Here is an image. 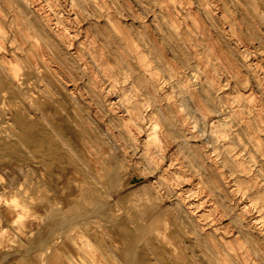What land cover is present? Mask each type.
<instances>
[{"label": "rangeland", "instance_id": "374dc122", "mask_svg": "<svg viewBox=\"0 0 264 264\" xmlns=\"http://www.w3.org/2000/svg\"><path fill=\"white\" fill-rule=\"evenodd\" d=\"M96 1L102 7L105 15L98 16L95 9L90 6L83 9L79 8L76 0H0V13L2 14L0 26L3 28V34L0 36V56L5 60L7 59L8 63L17 59L22 62L24 68L26 66L27 68L34 67L40 76H45L40 77L41 81L39 80L37 83L31 80L28 93L34 96V108L47 121L42 126L37 122L30 129L33 128L35 134L42 138L45 136L48 141H46L45 150V147L22 137L19 125H3L16 140H8L9 145L8 141H0V169H2L0 170L2 171L0 172V175L2 173L0 190L3 188L0 191V207L10 208L14 215V218L6 224L0 219V236L2 237L0 248H16L23 254L40 253L39 264H75L77 260L78 264H114L116 261V264H208L202 259L209 251L206 237L209 233L215 235L211 228L214 224L221 223L220 225L227 227L228 230L225 233L219 231V236L227 235L231 236L232 239L238 237L244 243V250L251 249L247 264H264V230L263 233H260V229H264L263 215H261L259 207L253 204L254 201L250 195L254 192L252 182L243 180L237 183L235 181L236 174L227 173L231 185L225 187L224 192L220 189H213L210 182L211 175L196 165L197 159L193 153L190 150L185 153H177L174 160L175 164L171 165L170 171L172 172L177 167L176 164L183 166L181 168L182 177L175 186L177 192L183 195L184 208L190 210L187 217H178L174 203L176 195L166 185L162 184L165 179L161 178L162 176L157 170L145 166L141 149L125 144L126 127L121 119L114 116L116 113L127 114L125 103L142 100L147 113L144 127H148L154 109V105L145 101L148 94L144 91L145 87L141 79V75L148 78L151 73L140 71L138 61L135 58H133V72L129 75V79L123 81L120 78L123 74L118 62V55L120 50H127L126 41L123 38L124 34H127L137 45V49L150 59V68H156L158 74L165 79L166 93L170 95L162 100L163 104L167 105L168 101L180 102L187 95L186 92L180 91L178 79L189 78L190 82H195V80L200 81L199 79L202 78L206 81V77L209 75L207 74L208 70L213 64L218 71L212 75L226 84L223 88L227 95L230 97L236 94L247 96L252 92V96L255 97L254 100L264 107V0H209L207 4H203L201 0H184L185 3L174 0L173 2L169 0ZM168 2L176 5V12L181 18V25L178 30L187 34L183 38L178 37L176 29L167 23L168 17L165 16L166 11L163 6ZM186 6L195 13L197 12L196 15L203 29H199L191 18L186 17L184 13ZM207 10H211V12L209 13ZM43 14L51 17L53 26L61 29L67 35L68 46L66 45L67 47L65 46L62 50L64 58L58 53L57 47L51 45L48 48L51 56L50 62H46L44 58L34 52L35 37L31 36L30 39L24 40L18 31L15 23V18L18 15L23 17L31 28L35 23L46 26L42 17ZM30 32L35 33V30L31 28ZM210 46L213 47V51H210L209 56H207L205 49H209ZM68 48H71L72 51ZM245 51L247 53L246 59L252 64L251 69L241 67L240 73L229 70L226 62L232 59L240 60V53ZM95 52L99 59L108 61L110 67L116 72L117 78L97 70L93 57ZM33 61L37 64H34ZM56 74H64L65 81L63 82ZM92 75H96L104 85L106 95L100 96L95 91L90 83ZM112 80H117L115 86H111ZM135 81L137 85H135ZM38 88L44 90L46 95H41L37 91ZM199 88L201 89V85ZM125 93L127 97H125ZM6 98L9 99L8 94ZM235 102L237 103V101ZM246 103L249 102L246 101ZM104 119L105 126L103 124ZM237 123L234 126L240 132L237 147L244 146L248 152L254 146L253 142L250 140L246 128ZM4 124L6 125V123ZM95 135L98 136L95 137ZM170 140L168 138V141ZM14 143H16L15 146ZM20 145L21 148H18ZM173 146L170 152L177 148L175 144ZM117 149L119 150L117 151ZM255 154L256 150L254 153L252 152V155ZM23 156L28 157L21 159ZM256 157L257 160L260 159L259 154ZM119 160H121V164ZM190 160L194 161L195 165H192ZM247 165H249L248 162ZM68 166L72 168H68ZM18 170L20 171L18 172ZM10 171L13 173L9 174ZM254 173L257 182L260 181L264 185V160L261 169L258 170L259 175L256 174L257 171ZM171 175L174 173L172 172ZM255 175L253 174V177ZM145 181L147 182L146 185ZM26 182H28V186ZM32 184L36 186L32 187ZM4 185L5 187H3ZM48 188H52V190ZM17 189L21 191L19 192L20 195L23 193L22 197L25 198L17 195L19 194ZM44 189L45 192H43ZM117 190H120L119 193L116 192ZM8 192L10 194H6ZM137 193L139 194L137 195ZM29 194H32L31 197ZM147 195L150 199L146 197ZM15 199L17 200L16 203L13 202ZM23 199L35 204L25 203ZM22 204H24L23 216L20 209ZM36 204L38 209L34 207ZM112 206L115 207V210ZM239 209L246 210L247 222L251 218L255 219L256 228L253 231L243 233L239 231V224L233 220L238 217ZM43 213L45 214L42 215ZM112 214L114 217H111ZM229 217L230 219H228ZM45 220L47 225L43 223ZM245 226L248 227L247 223ZM2 227H5L6 230H3ZM80 230L89 238L91 237L90 239L94 241L96 246H86L80 237L77 238V232ZM27 231H30L29 234ZM20 233H24L22 234L23 237ZM73 247L74 249H72ZM148 255L151 256L152 260Z\"/></svg>", "mask_w": 264, "mask_h": 264}, {"label": "bare ground", "instance_id": "6f19581e", "mask_svg": "<svg viewBox=\"0 0 264 264\" xmlns=\"http://www.w3.org/2000/svg\"><path fill=\"white\" fill-rule=\"evenodd\" d=\"M173 2V0H169ZM179 1L181 3H185L184 0H174ZM203 4L209 3V0H201ZM22 3V2H21ZM76 4L79 8H87L92 7L98 13V16L105 15L102 11V7L99 6V3L96 0H76ZM20 5V4H19ZM13 8L14 5H13ZM166 13L165 16L168 17L167 23L172 26V28L176 29V34L178 37L183 38L186 33H181L178 28L181 25V18L178 16L176 12V5L168 2L165 6H163ZM209 13L211 10H207ZM18 12V11H17ZM184 13L186 17L192 19L194 24L199 28L203 29L198 16L195 11L188 6L185 7ZM18 14V13H17ZM0 16L2 14L0 13ZM13 17V15H12ZM15 17V16H14ZM43 20L45 22V27L40 26L38 24H33L31 28L35 30L34 32H30V26H28L25 19L21 16H17L15 18V23L17 24L18 31L20 32L22 38L24 40L30 39L31 36L35 37L34 44V52L39 55L41 58H44L46 62H50V54L48 48L53 45L57 47L58 53L63 57L62 50L65 46H68L67 43V35L61 29L55 28L52 23V18L47 15H42ZM88 20V19H87ZM91 20V19H90ZM6 21V20H5ZM6 25V24H5ZM203 31V30H202ZM3 28L0 26V36H2ZM14 32V31H13ZM82 38V37H81ZM123 38L126 41L127 50H120L118 55V62L120 63L121 73L120 76L123 81L129 79V75L133 72V58L138 61V65L140 67V71L146 73L150 72V77H146L141 75V79L144 85V91L148 94V97L145 99L148 104L154 105V109L152 112V116L150 117V124L148 127H144L147 113L144 109L143 101H131L129 103H125V109L127 111L126 115L115 114L114 116L121 119L126 127L125 132V144L129 146L139 147L142 151L141 155L144 160V164L147 168L152 170H157L161 178H164L165 181L162 184L166 185L169 190L173 192L176 197L175 205H176V215L178 217H187L190 213V210L184 208V198L183 195L177 192L176 186L180 178L182 177V171L180 164H176V168L173 169L174 175H171L170 171L171 165L175 164V156L180 152H187L190 150L194 157L197 159L196 165L199 166L202 170L208 172L211 175V184L213 185V189L224 190L225 187H228L230 183V178L226 174H236L235 181L240 183L243 180H247L252 182V188L254 190L250 195L252 196L253 204L259 207V211L261 215H263V224H264V185L257 182L256 174L259 175L258 170L261 169L264 160V107L254 100L255 97L252 96V92L249 95H234L230 97L225 93V89L223 88L226 84L222 83L219 79L216 78L215 74L218 69L211 64L209 68V72L207 74V80L204 81L200 78V81L190 82L189 78H180L179 89L182 92H186V96L180 102H171L168 101L167 105L163 104L162 100L167 98L170 94L166 93V82L165 79L162 78L156 68H150L151 61L144 55L140 50L137 49V45L133 43V41L128 37L127 34H124ZM19 39V37H18ZM19 42V41H18ZM30 46V45H29ZM66 46V47H67ZM26 47V44H25ZM75 48V47H74ZM26 49V48H25ZM28 49V48H27ZM68 50L72 51L71 48ZM210 51H213V47H209V49H205V54L209 56ZM27 52V51H25ZM2 54V53H1ZM21 54V53H20ZM35 54V55H36ZM73 54V53H71ZM170 54V53H169ZM240 60H229L226 62L228 69L234 73H240L241 67H248L251 69L252 64L249 63L246 51L244 53H240ZM17 55V54H15ZM19 55V54H18ZM17 55V56H18ZM36 57V56H35ZM97 65V70L100 72L104 71L107 74H111V77H116V72L110 67L109 63L105 59H99L95 55L93 56ZM224 57V55H223ZM5 58V57H4ZM19 58H21L19 56ZM18 58V59H19ZM64 58V57H63ZM13 59V58H12ZM24 59V58H23ZM7 60V59H6ZM0 56V141H8V140H16L14 137L8 133L4 126H8L10 124H17L21 127V136L28 138L35 143H37L41 147H45L47 145V140L45 136L42 138L35 134L34 129H30L34 124L39 122L42 124H46L44 116L34 108L35 100L34 96L29 91V83L31 80L33 82H38L40 77H45L44 75L40 76L38 74L36 68L28 67L24 68L22 62L17 59H14L8 63ZM25 60V59H24ZM34 60V58H33ZM26 61V60H25ZM35 64L36 62L33 61ZM27 62L25 63V65ZM37 64V63H36ZM206 64V63H205ZM201 65V64H200ZM42 67V66H41ZM38 68V67H37ZM43 72V71H42ZM41 73V72H40ZM140 73V72H139ZM137 74V73H136ZM61 80L65 81L64 74H56ZM196 77V76H195ZM48 78V77H47ZM193 78V77H192ZM86 80V79H85ZM41 81V80H40ZM90 83L94 87L95 91L99 93L100 96L106 95L104 92V85L99 81L96 75H92L90 78ZM117 80H112L111 86H115ZM137 85V82H134ZM199 83V84H198ZM73 84V83H72ZM81 84V83H79ZM78 84V85H79ZM77 85V88H79ZM201 85V89L199 86ZM39 86V85H38ZM42 87V86H41ZM250 87V86H249ZM55 88V87H54ZM242 89V88H241ZM41 95H46L44 90H37ZM249 91V90H248ZM257 91V90H256ZM77 92V91H76ZM227 92V91H226ZM235 92V91H234ZM247 92V91H246ZM73 93V92H71ZM248 93V92H247ZM7 94L9 95V99L7 100ZM78 94V92H77ZM52 95V94H51ZM76 95V94H75ZM127 97L126 93L124 94ZM49 96V95H48ZM22 97V98H20ZM55 97V96H54ZM80 97V96H78ZM43 98V97H42ZM63 98V97H62ZM38 99V98H37ZM53 99V98H52ZM61 99V98H60ZM64 99V98H63ZM110 99V98H109ZM84 100V99H83ZM108 100V99H107ZM60 101V100H59ZM82 101V100H81ZM237 101V103L235 102ZM244 101V102H242ZM248 101L249 103H246ZM27 103V104H26ZM80 103V102H79ZM86 103V102H85ZM27 105V106H26ZM69 105V104H68ZM72 105V104H71ZM87 105V103H86ZM90 106V105H89ZM71 108V107H70ZM92 108V106H90ZM64 110V109H63ZM69 110V109H68ZM76 110V109H74ZM43 111V110H42ZM84 111V110H83ZM92 111V110H90ZM89 112V110H88ZM91 113V112H90ZM70 114V113H69ZM72 115V114H71ZM65 116V115H64ZM70 116V115H68ZM93 116V115H92ZM95 116V115H94ZM110 116V115H109ZM96 117V116H95ZM83 118V117H82ZM106 119V118H105ZM104 119V126H105ZM96 120V118H95ZM86 121V120H85ZM98 121V120H97ZM101 123V121H99ZM238 122V125L244 126L247 130V134L249 135L250 140L253 142V147L247 152L246 147H237V139L240 136V132L237 128H234L235 123ZM6 123V125L4 124ZM74 123V122H73ZM39 124V125H40ZM102 124V123H101ZM102 124V125H103ZM4 125V126H3ZM46 126V125H45ZM44 126V130H45ZM78 126V125H77ZM47 127V126H46ZM79 127V126H78ZM90 127V126H89ZM9 128V127H8ZM43 130V127L41 128ZM48 129V128H47ZM105 129V128H102ZM107 129V128H106ZM11 130V129H10ZM52 130V129H51ZM13 131V130H11ZM41 131V130H40ZM47 131V130H46ZM63 131V128H62ZM104 131V130H103ZM39 132V131H38ZM43 132V131H42ZM99 132V131H98ZM44 133V132H43ZM106 134V133H105ZM109 134V133H108ZM45 135V133H44ZM89 135V134H88ZM98 135H95V137ZM21 137V138H22ZM59 137V136H58ZM223 137V138H221ZM47 138V137H46ZM61 138V137H60ZM110 138V135H109ZM168 138L171 140L168 141ZM74 140V139H73ZM115 140V139H114ZM20 141V140H19ZM47 141V142H46ZM67 141V140H66ZM71 141V140H69ZM100 141V140H99ZM15 142V141H14ZM18 143V141H16ZM101 142V141H100ZM103 142V141H102ZM5 143V142H4ZM116 143V142H115ZM7 144V143H6ZM60 144V143H59ZM113 144V143H112ZM176 145L177 148L172 150L173 145ZM3 145V144H2ZM9 145V141H8ZM16 143H14V146ZM5 146V145H3ZM7 146V145H6ZM47 147V146H46ZM45 147V150H46ZM63 147V145H62ZM61 147V148H62ZM65 147V146H64ZM21 148V145L18 147ZM66 148V147H65ZM76 148V147H75ZM257 148V149H256ZM106 149V148H105ZM212 149V151H210ZM11 150V148H10ZM18 150V149H17ZM24 150V149H23ZM22 150V151H23ZM90 150V149H89ZM92 150V149H91ZM107 150V149H106ZM119 149H117L118 151ZM256 150V154L252 155V152ZM6 151V150H5ZM20 151V150H19ZM21 151V154H22ZM108 151V150H107ZM121 151V150H120ZM245 151V153H243ZM27 152V151H26ZM42 152V151H40ZM45 152V151H44ZM89 152V151H88ZM250 152V154H249ZM1 153V152H0ZM25 153V152H24ZM23 153V154H24ZM12 154V153H11ZM28 154V153H27ZM64 154V153H63ZM138 154V152H137ZM260 155V159L257 160L256 155ZM5 155V154H4ZM7 155H9L7 153ZM13 155V154H12ZM26 155V154H25ZM110 155V154H109ZM117 155V153H116ZM3 156V155H2ZM49 156V155H48ZM51 156V155H50ZM67 156V155H66ZM4 157V156H3ZM7 157V156H6ZM28 156H23L25 158ZM116 157V156H115ZM120 157V154H119ZM128 157V156H127ZM136 157V156H135ZM70 158V157H69ZM247 158V159H246ZM3 159V158H2ZM18 159V158H17ZM27 159V158H26ZM102 159V158H100ZM99 159V160H100ZM120 159V158H119ZM134 159V157H133ZM246 159V160H245ZM263 159V160H261ZM16 160V159H15ZM111 160V159H110ZM4 161V160H3ZM19 161V160H18ZM97 161V160H96ZM94 162V164L96 163ZM22 162V161H21ZM66 162V161H65ZM68 162V161H67ZM121 160H119V163ZM128 162V161H127ZM247 162L249 165H247ZM4 163V162H3ZM7 163V162H6ZM16 163V161H15ZM24 163V161H23ZM22 163V164H23ZM100 163V161H99ZM103 163V160H102ZM129 163V162H128ZM192 165L194 161L190 160ZM28 164V163H27ZM36 164V163H35ZM38 164V163H37ZM121 164V163H120ZM7 165V164H6ZM78 165V164H77ZM80 165V164H79ZM78 165V166H79ZM87 165V164H86ZM98 165V164H97ZM21 166V165H19ZM27 166V165H26ZM72 166V165H71ZM70 166V167H71ZM106 166V165H105ZM104 166V167H105ZM133 166V165H131ZM130 166V167H131ZM1 167V166H0ZM14 167V166H12ZM22 167V166H21ZM42 167V166H41ZM68 166V168H70ZM98 167V166H97ZM100 167V166H99ZM6 168V167H5ZM15 168V167H14ZM13 168V169H14ZM32 168V166H31ZM72 168V167H71ZM11 169V168H10ZM90 169V167H89ZM100 169V168H99ZM107 169V168H106ZM2 170V169H0ZM74 170V169H73ZM80 170V168H79ZM130 170V169H129ZM4 171V170H3ZM20 170H18L19 172ZM26 171H28L26 169ZM87 171V170H86ZM2 172V171H0ZM10 171L9 174H11ZM24 172V169H23ZM31 173V171H28ZM34 172V171H33ZM73 172V171H72ZM79 172V171H78ZM85 172V171H84ZM13 173V172H12ZM74 173V172H73ZM72 173V175H73ZM144 173V172H143ZM23 174V173H21ZM27 174V172H26ZM36 174V173H35ZM85 174V173H84ZM97 174V173H96ZM157 174V173H156ZM253 174L255 175L253 177ZM2 175V173H1ZM0 175V176H1ZM24 175V174H23ZM38 175V174H37ZM91 175V174H90ZM105 175V174H104ZM108 175V174H107ZM16 176V175H15ZM22 176V175H20ZM29 176V175H28ZM33 176V174H32ZM31 176V177H32ZM39 178L40 175H38ZM63 176V175H62ZM78 176V175H77ZM76 176V177H77ZM84 176V175H82ZM111 176V175H110ZM118 176V175H117ZM120 176V175H119ZM6 178V176H4ZM18 177V176H17ZM23 177V176H22ZM21 177V180H22ZM46 177V176H45ZM66 177V176H65ZM95 177V176H94ZM148 177V176H147ZM11 178V175H10ZM28 178V177H26ZM34 178V177H33ZM38 178V177H37ZM82 178V177H81ZM98 178V177H97ZM109 178V175H108ZM120 178V177H119ZM42 179V178H41ZM76 179V178H75ZM80 179V178H79ZM123 179V178H122ZM199 179V178H198ZM1 180V179H0ZM4 180V179H3ZM14 180V179H13ZM27 180V179H26ZM77 180V179H76ZM82 180V179H81ZM110 181V179H108ZM158 180V179H157ZM195 180V179H194ZM2 181V180H1ZM0 181V182H1ZM30 181V180H29ZM28 181V182H29ZM34 181V180H32ZM38 181V180H37ZM43 181V180H42ZM47 181V180H46ZM54 181V180H53ZM79 181V180H78ZM108 181V182H109ZM204 181V180H203ZM28 182L25 184L28 186ZM39 182V181H38ZM37 182V183H38ZM48 182V181H47ZM111 182V181H110ZM109 182V183H110ZM120 182V181H119ZM151 182V181H150ZM3 183V182H2ZM1 183V184H2ZM30 183V182H29ZM34 183V182H33ZM40 183V182H39ZM38 183V184H39ZM78 183V182H76ZM84 183V182H82ZM87 183V182H86ZM122 183V182H121ZM145 181V185H146ZM4 184V183H3ZM2 184V185H3ZM21 184V183H20ZM36 184V183H35ZM41 184V183H40ZM85 184V183H84ZM83 184V185H84ZM111 184V183H110ZM113 184V183H112ZM8 185V184H7ZM25 185V186H26ZM49 185V184H48ZM72 185V184H71ZM81 185V183H80ZM135 185V184H134ZM1 186V185H0ZM26 186V188H27ZM31 186V185H30ZM29 186V187H30ZM36 186L32 184V187ZM39 186V185H38ZM50 186V185H49ZM53 186V185H51ZM85 186V185H84ZM90 186V184H89ZM152 186V184H151ZM2 187V186H1ZM0 187V188H1ZM5 187V185L3 186ZM7 187V186H6ZM18 187V186H17ZM43 187V185H41ZM48 187V186H47ZM79 187V186H78ZM10 188V187H9ZM7 188L8 190H10ZM45 188V187H44ZM101 188V187H100ZM104 188V187H103ZM111 188V186H110ZM114 188V187H113ZM116 188V187H115ZM144 188V187H143ZM3 189V188H2ZM2 189L0 191H2ZM6 189V190H7ZM23 189V188H22ZM40 189V188H39ZM51 189L52 188H48ZM140 189V188H139ZM208 189V188H207ZM210 189V188H209ZM227 189V188H226ZM5 190V189H4ZM5 190V191H6ZM7 190V191H8ZM25 190V189H24ZM30 190H33L30 188ZM37 190V189H36ZM83 190V189H82ZM110 190V189H109ZM125 190V188H123ZM128 190V189H127ZM18 193L21 192L18 190ZM46 190L44 189L43 192ZM87 191V190H86ZM120 190H117L118 192ZM122 191V189H121ZM145 191V190H144ZM207 191V190H206ZM209 191V190H208ZM4 192V191H3ZM11 192V191H10ZM10 192L6 194H10ZM26 192V191H25ZM24 192V193H25ZM37 192V191H36ZM41 192V191H40ZM42 192V193H43ZM51 192V191H50ZM60 192V191H59ZM85 192V191H84ZM113 192V191H112ZM111 192V193H112ZM123 192V191H122ZM139 192V191H138ZM158 192V191H157ZM224 192V191H223ZM228 192V191H227ZM13 194V192H11ZM16 193V191H15ZM31 193V192H30ZM39 193V192H38ZM49 193V192H48ZM54 194V191H52ZM56 193V191H55ZM93 193V191H92ZM108 193V192H107ZM119 193V192H118ZM152 193V192H151ZM231 193V192H230ZM17 194V193H16ZM23 194V193H22ZM22 194L19 197H22ZM27 194V193H25ZM34 194V193H33ZM47 194V193H46ZM50 194V193H49ZM52 194V195H53ZM58 194V193H56ZM72 194V193H71ZM86 194V193H85ZM136 194V193H135ZM139 193H137L138 195ZM147 194V193H146ZM159 194V193H158ZM1 195V194H0ZM15 195V194H14ZM30 195V194H29ZM32 195V194H31ZM30 195V197H31ZM44 195V194H43ZM66 195V194H65ZM69 196V194H67ZM150 195V194H148ZM148 195L146 197H148ZM10 197V195H8ZM28 196V195H27ZM36 196V193H35ZM60 196V195H59ZM95 196V195H94ZM115 196V195H114ZM24 197V196H23ZM22 197V198H23ZM29 197V196H28ZM34 197V196H33ZM44 197V196H43ZM56 197V196H54ZM93 197V196H92ZM97 197V196H96ZM140 197V196H139ZM142 197V196H141ZM145 197V196H144ZM143 197V198H144ZM156 197V196H155ZM25 198V197H24ZM37 198V196H36ZM62 198V196H61ZM106 198V197H105ZM120 198V197H119ZM124 198V197H123ZM127 198V197H126ZM129 198V197H128ZM150 199V197H148ZM201 198V197H200ZM29 199V198H27ZM49 199V198H46ZM101 199V198H100ZM113 199V197H112ZM122 199V198H121ZM120 199V200H121ZM133 199V198H132ZM148 199V200H149ZM25 200V199H23ZM31 200V199H30ZM38 201V199H36ZM35 200V202H37ZM50 200V199H49ZM58 200V199H57ZM65 200V199H63ZM128 200V199H127ZM146 200V199H145ZM173 200V201H174ZM28 201V200H27ZM45 201V200H44ZM48 201V200H47ZM80 201V200H79ZM98 201V200H97ZM106 201V200H105ZM129 201V200H128ZM144 201V200H143ZM164 201V200H161ZM13 202H17V200H13ZM23 202V201H22ZM25 203H31L24 201ZM41 202V201H40ZM39 202V203H40ZM51 202V201H50ZM132 202V201H131ZM152 202V201H151ZM58 203V202H57ZM26 204V205H28ZM33 204V203H31ZM35 204V203H34ZM33 204V205H34ZM38 204V203H37ZM36 204L35 209L38 205ZM50 204V203H49ZM52 204V203H51ZM78 204V202H77ZM80 204V203H79ZM87 204V203H86ZM114 204V203H113ZM138 204H140L138 202ZM171 204V202H170ZM71 205V204H70ZM145 205V204H144ZM169 205V203H168ZM224 205V204H223ZM48 206V205H47ZM56 206V205H55ZM61 206V205H58ZM68 206V204H67ZM73 206V205H72ZM103 206V205H102ZM107 206V205H106ZM151 206V205H150ZM46 207V206H45ZM65 207V206H63ZM71 207V206H70ZM108 207V206H107ZM113 207V206H112ZM139 207V206H138ZM145 207V206H144ZM160 207V206H159ZM165 207V206H164ZM172 207V206H171ZM19 208V207H18ZM30 208V207H29ZM31 208H33L31 206ZM47 208V207H46ZM45 208V209H46ZM75 208V207H73ZM115 210V207H113ZM125 208V207H124ZM1 209V207H0ZM8 211L12 212L10 208H7ZM21 214H24V204L20 205ZM42 209V208H41ZM44 209V208H43ZM126 209V208H125ZM136 209V208H135ZM147 209V208H146ZM145 209V211H146ZM26 210V209H25ZM30 210V209H29ZM48 210V209H47ZM64 210V208H63ZM74 210V209H73ZM81 210V209H80ZM79 210V212H80ZM144 210V209H143ZM170 210V209H169ZM172 210V208H171ZM175 210V209H174ZM245 210V209H244ZM238 210V217H235L233 220L239 224V231L241 233L246 231H253L256 227V221L254 218H251L246 221V210ZM32 211V210H31ZM41 211V210H40ZM44 211V210H43ZM72 211V210H71ZM103 211V210H102ZM120 211V210H119ZM128 211V210H127ZM144 211V212H145ZM173 211V210H172ZM27 212V211H26ZM39 212V211H38ZM55 212V211H54ZM60 212V211H59ZM148 212V211H146ZM40 213V212H39ZM42 213V211H41ZM63 213V212H61ZM104 213V212H103ZM106 213V212H105ZM198 213V211H197ZM35 214V213H34ZM43 213L42 215H44ZM72 214V213H71ZM77 214V213H76ZM102 214V213H100ZM114 214V213H113ZM113 214L111 217H114ZM145 214V213H144ZM148 214V213H147ZM233 214V213H232ZM235 214V213H234ZM26 215V213H25ZM33 215V214H32ZM38 215V214H37ZM48 215V214H47ZM66 215V214H64ZM83 215V214H82ZM153 215V214H152ZM219 215V214H218ZM14 216V215H13ZM34 216V215H33ZM86 216V215H85ZM89 216V215H88ZM221 216V215H220ZM37 217V216H36ZM80 217V216H79ZM125 217V216H124ZM32 218V217H31ZM30 218V219H31ZM48 218V217H47ZM194 218V217H193ZM69 219V218H68ZM67 219V220H68ZM188 219V218H187ZM220 219V218H219ZM223 219V216H222ZM230 219V217L228 218ZM70 220V219H69ZM78 220V219H77ZM123 220V219H122ZM148 220V219H147ZM157 220V219H156ZM155 220V222H157ZM161 220V219H160ZM172 220V219H170ZM194 220V219H193ZM225 220V218H224ZM79 221V220H78ZM149 221V220H148ZM162 221V220H161ZM183 221V219H182ZM189 221V220H188ZM197 221V219H196ZM1 222V221H0ZM33 222V221H32ZM73 222V221H72ZM76 222V221H75ZM99 222V221H97ZM123 222V221H122ZM125 222V221H124ZM193 222V221H192ZM198 222V221H197ZM44 224L46 223L43 222ZM48 223V222H47ZM67 223V222H65ZM115 223V222H114ZM173 223V221H172ZM184 223V222H183ZM234 223V221H233ZM232 223V224H233ZM247 223V226H245ZM1 224V223H0ZM20 224V223H19ZM54 224V223H53ZM77 224V223H76ZM92 224V223H91ZM102 224V223H101ZM135 224V223H134ZM159 224V221H158ZM164 224V223H163ZM180 224V223H179ZM221 224V223H220ZM220 224H214L212 226V231L215 235L209 233L206 237L208 241L207 247H209V251L203 256L202 259L206 261L208 264H247L250 257V250H244V243L240 241L238 237L230 238L229 236H219V231L225 233L227 231V227L222 226ZM230 224V223H229ZM249 224V225H248ZM33 225V223H32ZM36 224H34L35 226ZM47 225V224H45ZM57 225V223H56ZM59 225V224H58ZM72 225V224H71ZM136 225V224H135ZM189 225V224H188ZM228 225V224H227ZM14 226V224H13ZM32 226V227H34ZM42 226V225H41ZM54 226V225H53ZM83 226V225H82ZM181 226V224H180ZM16 227V226H15ZM56 227V226H55ZM75 227V225H73ZM81 227V226H80ZM183 227V226H182ZM1 228V226H0ZM35 228H37L35 226ZM34 228V229H35ZM49 228V227H48ZM52 228V227H51ZM58 228V227H57ZM107 228V227H106ZM171 228V227H170ZM181 228V227H180ZM3 230H6L5 227H2ZM20 229V228H19ZM77 229V228H76ZM167 229V228H166ZM199 229V228H198ZM230 229H232L230 227ZM17 230V227H16ZM46 230V229H45ZM44 230V231H45ZM59 230V229H58ZM72 230V229H71ZM206 230V229H205ZM264 229H260V233H263ZM26 231V230H25ZM32 231V230H31ZM55 231V230H54ZM57 231V230H56ZM136 231V230H135ZM146 231V230H145ZM152 231V230H151ZM150 231V232H151ZM165 231V230H164ZM164 231H162L164 233ZM176 231V230H175ZM201 231V230H200ZM235 231V230H234ZM1 232V231H0ZM5 232V231H3ZM7 232V231H6ZM5 232V233H6ZM29 234L30 231H27ZM80 232V233H79ZM83 231H78L77 238H81L86 246L94 247L96 246L94 241L82 233ZM96 232V231H95ZM112 232V231H111ZM158 232V231H157ZM155 232V233H157ZM161 232V230H160ZM166 232V231H165ZM152 233V232H151ZM204 233V232H203ZM258 233V232H257ZM3 234V233H2ZM24 233H20L22 235ZM61 234V233H60ZM73 234V233H72ZM153 234V233H152ZM162 234V233H161ZM205 234V233H204ZM18 235V236H20ZM68 235V234H67ZM75 235V234H74ZM166 235V234H165ZM47 236V235H46ZM70 236V235H68ZM160 236V233H159ZM158 236V237H159ZM244 236V235H243ZM259 236V235H258ZM23 237V235H22ZM24 237H26L24 235ZM31 237V236H30ZM76 237V236H75ZM137 237V236H136ZM140 237V236H139ZM149 237V236H148ZM166 238V236H164ZM205 237V236H204ZM245 237V236H244ZM28 238V237H27ZM138 238V237H137ZM22 239V238H21ZM33 239V238H32ZM36 239V238H35ZM39 239V237H38ZM75 239V238H74ZM106 239V238H105ZM141 239V238H140ZM139 239V240H140ZM161 239V237H160ZM193 239V238H192ZM28 240V239H25ZM24 240V241H25ZM61 240V239H60ZM108 240V239H107ZM115 240V239H114ZM34 241V240H33ZM44 241V240H43ZM62 241V240H61ZM78 241V240H77ZM109 241V240H108ZM120 241V240H119ZM144 241V240H143ZM117 242V241H116ZM140 242V241H139ZM59 243V242H58ZM57 243V244H58ZM40 244V243H39ZM50 244V243H49ZM61 244V243H60ZM64 244V243H62ZM115 244V243H114ZM147 244V243H146ZM151 244V243H150ZM173 244V243H172ZM197 244V243H195ZM202 244V243H201ZM246 244V242H245ZM51 245V244H50ZM68 245V244H66ZM106 245V244H105ZM122 245V244H121ZM140 245V244H139ZM138 245V246H139ZM149 245V244H148ZM194 245V244H193ZM203 245V244H202ZM30 246V245H29ZM35 246V245H34ZM104 246V245H103ZM176 246V245H175ZM201 246V245H200ZM42 247V246H41ZM45 247V246H43ZM52 247V246H51ZM55 247V246H54ZM67 247V246H66ZM173 247V246H172ZM204 247V246H203ZM202 247V248H203ZM252 247V246H251ZM49 248V247H47ZM58 248V247H57ZM56 248V249H57ZM110 248V247H109ZM108 248V249H109ZM120 248V247H119ZM147 248V247H146ZM163 248V247H162ZM182 248V247H181ZM256 248V246H255ZM29 249V248H28ZM44 249V248H43ZM63 249V248H62ZM69 249V248H68ZM74 249V247L72 248ZM104 249V247H103ZM115 249V248H114ZM118 249V247H117ZM141 249V248H140ZM139 249V250H140ZM184 249V248H183ZM189 249V248H187ZM240 249L244 250L241 251ZM48 250V249H47ZM54 250V249H53ZM61 250V248H60ZM79 250V249H78ZM97 250V248H96ZM143 250V249H142ZM160 250V249H159ZM164 250V249H163ZM177 250V249H176ZM204 250V249H203ZM52 251V250H51ZM64 251V250H63ZM73 251V250H72ZM80 251V250H79ZM100 251V250H99ZM165 251V250H164ZM189 251V250H188ZM101 252V251H100ZM177 252V251H176ZM30 253V252H29ZM50 253V252H49ZM48 253V254H49ZM99 253V252H98ZM102 253V252H101ZM141 253V252H140ZM183 253V252H182ZM189 253V252H188ZM191 253V252H190ZM259 253V252H258ZM74 254V253H73ZM104 254V253H103ZM111 254V253H109ZM143 254V253H142ZM148 254V253H147ZM146 254V255H147ZM162 254V253H160ZM185 254V253H183ZM193 254V253H192ZM198 254V252H197ZM100 255V254H99ZM105 255V254H104ZM188 255V254H187ZM191 255V254H190ZM189 255V256H190ZM202 255V254H200ZM45 256V255H44ZM43 256V257H44ZM75 256V254H74ZM109 256V255H108ZM113 257V255H111ZM140 258V255H138ZM150 256V255H148ZM165 256V255H164ZM184 256V255H183ZM47 257V256H46ZM127 257V256H126ZM191 257V256H190ZM22 258V257H21ZM20 258V260H21ZM50 258V257H49ZM99 258V257H98ZM165 258V257H164ZM188 258V257H187ZM201 258V257H200ZM253 258V257H252ZM112 259V258H110ZM118 259V257H117ZM201 259V260H202ZM19 260V261H20ZM28 260V259H27ZM102 260V259H101ZM127 260V259H126ZM139 260V259H138ZM150 260H152L150 256ZM149 260V261H150ZM113 261V260H112ZM164 261V260H163ZM203 261V260H202ZM201 261V262H202ZM45 262V261H44ZM99 262V261H98ZM105 262V261H104ZM196 262V260H195ZM114 263V261H113ZM117 263V261H116ZM114 263V264H116ZM185 263V262H184ZM199 263V262H198ZM258 263V262H257ZM75 264H78V260ZM108 264V263H107ZM145 264V263H144ZM172 264V263H170ZM190 264V263H189ZM197 264V263H196Z\"/></svg>", "mask_w": 264, "mask_h": 264}, {"label": "crops", "instance_id": "0c3cea01", "mask_svg": "<svg viewBox=\"0 0 264 264\" xmlns=\"http://www.w3.org/2000/svg\"><path fill=\"white\" fill-rule=\"evenodd\" d=\"M13 218L14 217L12 212L8 211L7 208L0 209V219L4 224L11 221ZM1 241H2V237L0 236V242ZM39 262H40V253L23 254L17 251L16 248L15 249L0 248V264H39Z\"/></svg>", "mask_w": 264, "mask_h": 264}]
</instances>
